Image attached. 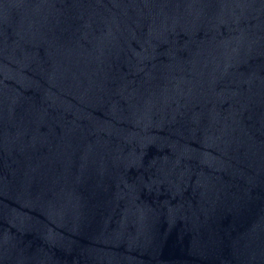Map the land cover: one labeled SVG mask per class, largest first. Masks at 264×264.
<instances>
[{
  "label": "water",
  "instance_id": "1",
  "mask_svg": "<svg viewBox=\"0 0 264 264\" xmlns=\"http://www.w3.org/2000/svg\"><path fill=\"white\" fill-rule=\"evenodd\" d=\"M0 264H264V0H0Z\"/></svg>",
  "mask_w": 264,
  "mask_h": 264
}]
</instances>
